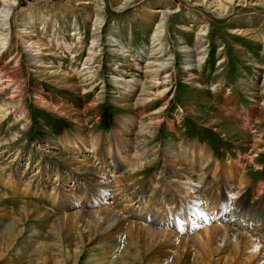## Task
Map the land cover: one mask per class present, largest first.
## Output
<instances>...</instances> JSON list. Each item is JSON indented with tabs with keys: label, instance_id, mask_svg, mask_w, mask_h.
<instances>
[{
	"label": "rangeland",
	"instance_id": "obj_1",
	"mask_svg": "<svg viewBox=\"0 0 264 264\" xmlns=\"http://www.w3.org/2000/svg\"><path fill=\"white\" fill-rule=\"evenodd\" d=\"M44 46L52 56L35 61ZM128 118L150 125L147 145L158 153L135 169L137 128L120 134L119 120ZM67 138L77 153L63 145ZM118 143L128 145V161L111 176L136 180V189L130 201L100 205L124 209L129 222L108 228L79 195L83 181L72 191L65 172L84 156L92 166L95 151L110 160ZM185 146L212 153L219 169L236 168L233 183L245 177L264 193V0H0V264H244L205 252L198 234L206 222L190 231L185 213L170 212L178 220L159 227L130 214L144 186L186 199L168 172L174 147ZM58 171L69 183L55 195ZM42 176L46 184L35 187ZM85 197L99 200L96 192ZM69 204L93 211L91 222ZM183 233L190 235L175 236Z\"/></svg>",
	"mask_w": 264,
	"mask_h": 264
},
{
	"label": "bare ground",
	"instance_id": "obj_2",
	"mask_svg": "<svg viewBox=\"0 0 264 264\" xmlns=\"http://www.w3.org/2000/svg\"><path fill=\"white\" fill-rule=\"evenodd\" d=\"M26 40L27 42L30 41V39L28 38ZM33 43L39 44L40 42L36 41ZM40 50L41 54L39 53L40 55L35 56L34 59L38 62L44 60L43 56L51 55V51L47 48V46L42 47ZM45 52L46 54H44ZM71 79L74 80V78ZM119 121L122 122L120 124V134L122 136L124 134L127 136L130 134H134L133 128H137L135 132L137 142L134 143L132 150L136 155H139V158L136 160V162H140L141 165H136L133 169L145 165L147 162H150L154 156L158 155L156 150L149 148L147 145V138L154 137L155 135V133L151 131L149 124H143L139 122L140 125H138L136 121H134V118L122 119ZM80 137L81 140H83L84 142L88 143L90 141L86 139V135L84 133L81 134ZM71 142L72 144H77L74 143L73 140L68 138L64 139L62 143L64 146L68 147V152L74 153L76 152V145H71ZM91 144L93 145L89 144V147L92 149L94 148L95 144ZM117 145L118 150L116 146L113 147L115 148V153L111 155L110 160L106 154L98 153L97 151H95V156L97 155L98 161H95L92 166L87 165V159L89 158V156H84L83 160H81L82 158L79 160V164H76L70 168V171L72 172L71 174H66L65 172V175L72 176V180H75V185L73 186L72 191L74 190V188H78V184L80 183V181H83V193L80 192L79 195H84V198H82L84 204L89 203L90 206H98V208L95 210L96 216H92L93 218H95L97 224L106 225L108 228L113 226L118 228L122 226L124 227L125 223L127 224L129 222L128 220H126V218L122 217V212L124 211V209L122 210V212L120 211L121 209L119 211H115L111 206L112 203L103 207H100V205L111 198L117 200L118 203L130 201L125 199V196L127 195V192L130 189H136L134 184L136 180L134 181V183H131V180L123 182L125 180V177L123 179L118 180L119 178L117 179L116 176H111L113 173V168L119 167L128 161V158L126 156L127 153L122 154V150L124 148H128V145H122L119 143ZM81 146L83 147L82 144ZM78 148L80 147L78 146ZM211 154L212 153L208 151L195 152L194 149H190L188 148V146L183 147V150H180V147H174V150L171 152V157L173 160L171 161V169L168 170V172H170V175L175 176L179 179H177L179 181L177 182V184L183 187L182 189L183 193H186V199H180L175 194L167 192L166 190L160 191L158 187L151 188L150 186H144L142 190L141 188L138 190L139 199L135 203H133L134 205L126 204V206L129 207V205H133L130 206L132 209L130 214H135L139 219L147 221V224L153 223L156 224V226L158 227L164 225L166 226V224L170 223L169 220L174 222L178 220L177 218H172L171 213H185V225L188 222H190L189 224L192 225L190 228L186 226L190 229V231L194 229L192 228L193 225L197 226L200 223L206 222L204 227L199 231V234L197 233L199 236H203L205 239L203 240L206 244L205 249L207 248L205 252H211L215 256L226 254V258L229 262H234L239 259L238 261H243L244 264H249V261L250 263L252 261L254 264H259V262L264 263V193H259L258 191H256V189L248 187V184H246L245 177L241 179L240 182H237V184L233 183L232 181L235 176L233 175V173L235 174L236 168L233 169L231 168V166L229 167L225 164L222 167L220 166L221 169H219V163H215L213 161ZM174 162H177V164H180V166L177 168V165ZM132 164L135 163L132 162ZM131 170L129 174H132ZM218 170H220L221 174L220 172L216 173ZM212 171H214V173ZM211 173H213V176ZM58 174H60L61 177L59 178L60 182L56 181V183H54L53 185L55 195H59L62 192L60 189L62 185H68L69 183L63 181L64 179H66L64 178L63 172L58 171ZM164 181L165 179L160 180V182L162 183H164ZM46 182L47 179L43 178L42 176V178H39L38 181L35 182L34 186L38 187L41 185H45ZM37 190L39 191V189ZM149 190V198L144 202V197H146L145 195ZM216 191H218L219 193L215 194ZM92 192H96V194L99 196V200L97 202L93 200H88L85 197L88 193ZM155 192H157L156 195L154 194ZM55 195H53V192L50 195L51 199L53 197L55 198L54 202H56ZM63 199H65L64 193ZM71 204H69L68 207L70 209L76 208L75 213L79 219L83 220L86 223L91 222L87 219L88 216L91 215L89 213L93 211L86 210L83 205L82 208H77V206H72ZM168 205H170V207H167ZM156 206L157 214L155 213L154 215L153 211ZM194 210L201 213V215L199 216V221L197 220ZM138 211L141 212L139 213ZM228 211L229 216L225 217ZM192 213H194V217L191 220H187ZM130 225L132 227L140 226L139 228L151 231L153 235L158 234L159 236L161 235L163 237H170L172 234L168 231L167 228V230H162L161 228H153V226L151 227L142 223L131 221ZM93 226L94 223L92 227ZM107 227H103L104 230L102 231L107 232ZM167 227L169 226L167 225ZM185 229L186 228H184L183 231H185ZM139 231H141V229ZM189 235L187 233H183L181 236H175L180 238H187V236ZM192 237L195 236H191V239ZM153 239H155V237ZM165 239L163 238V240ZM198 242L197 244H199ZM188 258L190 259V257ZM193 264L204 263H200L199 261L194 260Z\"/></svg>",
	"mask_w": 264,
	"mask_h": 264
}]
</instances>
